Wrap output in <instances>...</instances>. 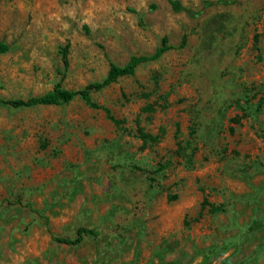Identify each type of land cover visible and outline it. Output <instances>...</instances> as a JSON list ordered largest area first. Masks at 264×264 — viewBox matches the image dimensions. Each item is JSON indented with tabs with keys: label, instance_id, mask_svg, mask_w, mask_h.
<instances>
[{
	"label": "rangeland",
	"instance_id": "1",
	"mask_svg": "<svg viewBox=\"0 0 264 264\" xmlns=\"http://www.w3.org/2000/svg\"><path fill=\"white\" fill-rule=\"evenodd\" d=\"M169 1L0 0V99L174 47L0 106V264H264V0Z\"/></svg>",
	"mask_w": 264,
	"mask_h": 264
},
{
	"label": "trees",
	"instance_id": "2",
	"mask_svg": "<svg viewBox=\"0 0 264 264\" xmlns=\"http://www.w3.org/2000/svg\"><path fill=\"white\" fill-rule=\"evenodd\" d=\"M172 7L175 10H180L181 5L176 0L169 1ZM9 45L5 43H0V54L6 53L9 51ZM174 49L173 46L168 44L167 38H163L162 44L160 47L156 49V51L151 55H142V56H134L125 66H119L115 63H111V70L109 75L102 81L92 82L88 84L85 88L80 90L66 91L62 87L61 83H58L55 88L46 94L41 96H34L27 99H0V106L6 105L13 108H32L37 106H50V105H61L65 103H69L77 98H81L84 101L88 102L94 108H100L99 105L92 102L91 93L94 91H100L114 82L116 80L126 74L132 73L137 67L156 61L160 59L167 51ZM63 54V62L66 67L69 66L68 60V51L64 49ZM18 204L22 205V200L19 199L17 201ZM99 233L88 227H81L77 231L76 238H63V237H54V240L59 243H63L66 245H79L88 237H98Z\"/></svg>",
	"mask_w": 264,
	"mask_h": 264
}]
</instances>
